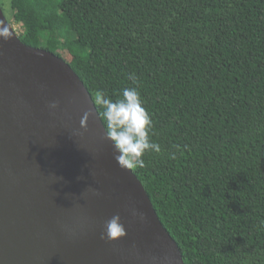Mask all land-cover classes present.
Wrapping results in <instances>:
<instances>
[{
    "label": "trees",
    "instance_id": "trees-1",
    "mask_svg": "<svg viewBox=\"0 0 264 264\" xmlns=\"http://www.w3.org/2000/svg\"><path fill=\"white\" fill-rule=\"evenodd\" d=\"M11 7L21 39L58 56L62 37L84 34V45L67 46L88 70L77 73L94 101L138 89L162 150L132 169L185 264H264V0Z\"/></svg>",
    "mask_w": 264,
    "mask_h": 264
},
{
    "label": "water",
    "instance_id": "water-1",
    "mask_svg": "<svg viewBox=\"0 0 264 264\" xmlns=\"http://www.w3.org/2000/svg\"><path fill=\"white\" fill-rule=\"evenodd\" d=\"M0 21L13 33L0 38V264H185L77 71L25 43L1 4ZM117 214L127 236L102 238Z\"/></svg>",
    "mask_w": 264,
    "mask_h": 264
},
{
    "label": "clouds",
    "instance_id": "clouds-1",
    "mask_svg": "<svg viewBox=\"0 0 264 264\" xmlns=\"http://www.w3.org/2000/svg\"><path fill=\"white\" fill-rule=\"evenodd\" d=\"M13 33L10 26L0 21V38L10 40ZM135 81V74L130 76ZM98 104L102 109L99 113L102 119L107 139L112 141L117 155L115 160L123 169L143 168L146 166L144 156L146 153H160L161 145L152 140L153 120L144 107L141 94L136 87L124 88L120 98L113 100L105 93H98L94 105ZM50 108L58 107V102L49 105ZM93 117L91 110L86 111L80 121L82 128L87 129L90 118ZM171 158L175 159V154ZM143 220L142 213L133 212ZM127 236V230L121 222L120 215L112 216L105 223L102 238L115 241Z\"/></svg>",
    "mask_w": 264,
    "mask_h": 264
},
{
    "label": "rangeland",
    "instance_id": "rangeland-1",
    "mask_svg": "<svg viewBox=\"0 0 264 264\" xmlns=\"http://www.w3.org/2000/svg\"><path fill=\"white\" fill-rule=\"evenodd\" d=\"M3 8L9 20V23L11 24L12 29L20 38H25V29L23 24L17 22L14 19V10L11 7V0H3ZM47 36L48 35L46 33H43L44 39H46ZM67 41H73L78 45H84L85 44L84 34L76 30H71L70 36L61 38L62 46L58 50V54L65 61H67L81 76H86L88 70L81 67L80 59L76 55L75 50L72 49L70 46H67ZM103 93H105L107 96L111 98L110 92L108 90H104Z\"/></svg>",
    "mask_w": 264,
    "mask_h": 264
}]
</instances>
